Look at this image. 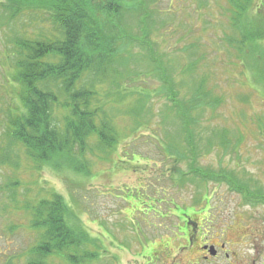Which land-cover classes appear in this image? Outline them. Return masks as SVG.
<instances>
[{"label":"trees","instance_id":"1","mask_svg":"<svg viewBox=\"0 0 264 264\" xmlns=\"http://www.w3.org/2000/svg\"><path fill=\"white\" fill-rule=\"evenodd\" d=\"M217 1L224 2L226 22L222 41L228 45L226 52L233 60L229 66L243 67L238 73V78L244 79L241 84H250L252 91L258 92L260 85L264 86V0ZM161 2L0 0V11L5 18L0 29L8 35V52L2 53L15 70L11 77H6V82L11 80L13 84H6L4 88L17 92V100L10 103L3 123L6 145H0V168L7 166L6 170L18 172L19 155L13 156V152L23 151L35 169L51 166L58 170L66 166L77 174L91 173L85 156L92 155L95 148L105 154L115 150L120 137L112 113L116 102L111 98L110 89L125 84H130V89L155 75L161 82L160 94L172 104L169 113L176 114L179 131L191 149L192 172L202 182L225 181L244 195L246 203H264L263 190L254 188L235 172L212 173L193 165L199 153L201 118L206 109L214 114L223 98L214 92L218 86L212 82L211 73L199 75L204 68L200 63L205 54L188 63L186 71L191 81L184 86L189 87L190 96L178 98L172 70L166 67L165 58L159 52L163 43V34L159 33L167 32L171 22L163 18L171 13L169 9L164 14L158 9ZM30 12L44 14V17L34 15L43 24L34 35L31 24H25L23 33L14 25V21ZM192 39L183 49L191 56L193 49L201 47L199 41ZM137 62L147 65L146 74L136 70ZM250 75L251 80L246 82ZM106 84L112 87L102 95L101 87ZM140 88L130 96L117 99L122 104L136 98L133 109L136 120L148 110L152 98ZM214 133L216 141L208 137L207 144L209 148L218 144L224 154L235 153L243 138L242 134H231L227 128L216 129ZM257 133L264 137V116L257 120ZM92 137L96 145L88 147L87 141ZM178 156L189 157L183 152ZM182 177L185 180L186 176ZM18 183L10 179L5 187L0 185V195L9 192L12 203L18 206L15 209L29 214L25 229L34 240L18 256L9 257L5 264H82L84 258L93 256L88 245H98V242L78 224L76 213L63 196L55 192L48 194L42 188L46 196L35 204L27 200L19 206ZM148 200L153 205L159 204L156 199Z\"/></svg>","mask_w":264,"mask_h":264},{"label":"rangeland","instance_id":"2","mask_svg":"<svg viewBox=\"0 0 264 264\" xmlns=\"http://www.w3.org/2000/svg\"><path fill=\"white\" fill-rule=\"evenodd\" d=\"M223 5V1L217 0H162L157 7L162 14L169 9L171 13L163 18L171 22L167 32L159 33L163 34L159 52L165 58L166 67L172 70L179 99L190 96L189 87L184 86L191 81V75L186 71L188 63L203 54L206 56L200 64L204 68L199 75L211 73L212 82L218 86L214 92L223 98L214 114L206 109L201 118L198 129L201 140L197 141L199 153L193 165L212 173L235 172L264 192V137L257 133V120L264 116V86L260 85L254 93L252 85H242L244 79L238 78L243 67L229 66L233 60L226 52L228 45L222 41L226 22ZM34 15L44 17L40 12L21 16L14 21L16 30L23 33L25 24H31L30 29L34 32L31 34L39 32L43 24ZM3 18L0 11V25ZM34 20H37L36 24ZM192 37L201 47L193 49L191 56L183 49ZM7 46L8 35L0 29V145L3 146L6 145L3 123L7 108L17 100L14 89L4 88L6 84H13L11 80L7 83L6 77L15 72L2 53L8 52ZM147 68L144 63H136L139 72L146 74ZM250 80L251 75L250 79H245L246 82ZM109 86L112 87L103 85L100 93L106 95ZM129 86L110 89L113 91L111 98L116 102L112 113L120 137L115 150L105 154L95 148L92 155L85 156L91 173L77 174L66 166L58 170L51 166L35 169L20 151L13 152V156L19 155L18 172L6 170L7 166L0 168V185L5 187L10 179L19 182L16 188L19 206L27 200L35 204L46 196V190L48 194L55 192L63 196L76 213L78 224L98 242V245H88L93 256L84 258L82 264H146L150 257L142 258L141 254L151 242L155 244L145 252L149 256L162 254L166 244L175 241L171 231L174 223L180 220L179 213L174 210L176 206L213 207L210 214H217L219 220L227 222L224 229L232 227L226 232V238L240 241V237L247 236L242 240V252L253 253L249 249L253 236L264 251V203H246L244 195L225 181L202 182L192 172L191 149L185 135L179 131L180 121L176 114L169 113L172 104L163 93L160 94L161 82L155 75L137 82L130 89ZM140 87L152 98L148 110L136 120L133 112L136 98L122 104L117 99L138 92ZM223 128L231 130L233 135H243L235 153L224 154L218 144L210 148L207 144V138L216 141L214 131ZM95 142L94 137L90 138L88 147H95ZM180 152L189 157H179ZM148 198L158 200L159 204L153 205ZM15 207L18 206L12 203L9 192L0 195V264H5L9 257L18 256L34 240L25 229L29 214Z\"/></svg>","mask_w":264,"mask_h":264},{"label":"flooded vegetation","instance_id":"3","mask_svg":"<svg viewBox=\"0 0 264 264\" xmlns=\"http://www.w3.org/2000/svg\"><path fill=\"white\" fill-rule=\"evenodd\" d=\"M174 210L180 219L171 231L175 241L166 244L162 254L149 256L145 252L155 244L151 242L141 254L142 258L150 257L146 264H264V251L256 244L255 236L251 237L249 248L253 253L242 252V240L247 236L240 237V241L226 238L232 227L224 229L227 222L219 220L217 214H210L213 207L176 206Z\"/></svg>","mask_w":264,"mask_h":264}]
</instances>
